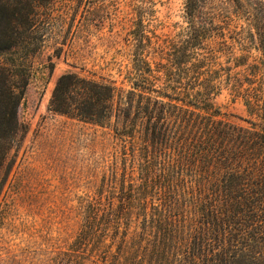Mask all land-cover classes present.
Instances as JSON below:
<instances>
[{
    "label": "trees",
    "instance_id": "trees-1",
    "mask_svg": "<svg viewBox=\"0 0 264 264\" xmlns=\"http://www.w3.org/2000/svg\"><path fill=\"white\" fill-rule=\"evenodd\" d=\"M49 2L0 0V173L25 133L18 109ZM184 18L166 45L139 18L127 89L57 77L48 109L109 126L121 163L81 201L61 264H264V0H185ZM223 90L244 124L216 102Z\"/></svg>",
    "mask_w": 264,
    "mask_h": 264
},
{
    "label": "rangeland",
    "instance_id": "rangeland-1",
    "mask_svg": "<svg viewBox=\"0 0 264 264\" xmlns=\"http://www.w3.org/2000/svg\"><path fill=\"white\" fill-rule=\"evenodd\" d=\"M184 2L50 0L46 14L39 10L36 35L42 43L31 58L32 74L18 109L25 133L0 173V264H61L80 224L81 201L93 196L113 169L121 170L109 126L48 109L57 77L70 71L127 89L132 28L141 17L151 44L166 45L186 25ZM233 24L224 28L226 39L233 28L245 26L241 19ZM216 102L245 123L237 119L246 116L240 100L230 101L223 90Z\"/></svg>",
    "mask_w": 264,
    "mask_h": 264
}]
</instances>
